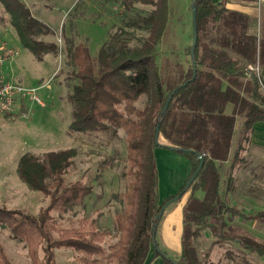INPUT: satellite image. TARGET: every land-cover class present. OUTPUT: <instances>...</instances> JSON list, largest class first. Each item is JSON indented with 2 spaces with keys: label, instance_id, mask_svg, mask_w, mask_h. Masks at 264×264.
<instances>
[{
  "label": "trees",
  "instance_id": "obj_1",
  "mask_svg": "<svg viewBox=\"0 0 264 264\" xmlns=\"http://www.w3.org/2000/svg\"><path fill=\"white\" fill-rule=\"evenodd\" d=\"M227 1L195 3L196 77L192 82L190 48L186 51L187 61L177 54L169 59L170 55L160 49L169 21V0H119L124 14H133V33L120 29L96 57L84 45L68 49L71 75L77 81L68 97L72 106L69 132H125L127 152L121 177L124 191L117 196L120 211L114 216L112 230L101 227V214L95 218L84 216L74 226L56 227L53 213L76 217L74 209L83 206L92 193V187L81 181L65 184L77 150L50 152L42 158L22 155L16 166L18 179L30 191L42 194L48 203L36 216L1 207L0 226L24 244L30 264H56L55 252L60 249L72 252L79 264H147L151 250L155 257H161L162 264H208L209 255L201 261L195 248L202 232L220 248L227 243L240 248V253L231 249L226 253L231 264L237 260L249 264L247 259L252 257L264 260V244L233 225L235 218L243 224L256 221L264 225V213L248 215L224 200L220 173L227 162L233 171L244 150L241 141L233 149L237 119L245 117L241 135L245 143H249L253 125L264 123V7L257 16L250 17L227 9ZM0 5L23 49L37 57L55 50L39 39L51 34L50 29L33 17L22 1L0 0ZM138 6L149 11L138 10ZM138 29L147 37L137 41L134 33ZM185 83L162 115L169 95ZM144 97L146 101L141 100ZM227 107L232 108L230 114H226ZM158 122L165 145L177 149L164 150L183 156L190 168L183 186L165 201H160L158 194L154 154L163 149L154 145ZM196 154L203 155L204 164L178 199L187 195L182 210L181 252L174 262L154 248L153 226L156 237L163 215L159 219L157 216L166 203L183 192L197 168ZM229 192L226 189L227 195ZM109 240L115 242L109 244ZM155 245L158 248L156 241ZM0 264H12L1 243Z\"/></svg>",
  "mask_w": 264,
  "mask_h": 264
},
{
  "label": "rangeland",
  "instance_id": "obj_2",
  "mask_svg": "<svg viewBox=\"0 0 264 264\" xmlns=\"http://www.w3.org/2000/svg\"><path fill=\"white\" fill-rule=\"evenodd\" d=\"M20 1L27 6L35 19L50 29L51 34L39 39L53 46L55 50L43 52L37 57L29 50L23 49L9 23L8 15L0 5V41H5L7 47L13 51L12 58L4 64L3 70L13 83L27 89H35V94L43 104V107L29 104L31 109L27 118H23L19 112L11 115L0 114V208L20 210L29 216L38 215L48 201L42 194L30 191L18 179L16 166L19 159L24 154L42 158L50 152L74 148L77 150V156L67 170L65 184L81 181L92 187V193L85 199L83 206L74 209L77 212L76 217L70 214L58 217L53 213L55 225L70 227L84 216L95 218L101 214L99 220L101 227L112 230L114 216L120 211L117 196L124 191L121 177L127 152L125 132L123 130H109L100 134L69 132L72 106L68 97L77 81L72 78L73 67L67 57V51L80 44L88 48L92 57H96L101 47L120 29L133 33L134 27L130 26L133 14L129 12L124 14L119 0L117 3L103 0ZM192 1L169 0V21L160 47L163 53L170 55L167 56L169 59L175 54L182 61H187L189 58L186 51L191 47L192 41L190 11ZM240 2L260 10L258 1L240 0ZM137 9L145 13L149 11V8L144 6H138ZM134 34L137 41L147 37V33L139 29ZM137 41L131 42V46L136 45ZM141 100L144 101L145 97ZM142 101L138 104L139 107H142ZM241 135L240 133L237 137L235 135L233 149L241 141L244 150L238 156V165L231 171L232 178L236 172L235 176L240 174V178L232 183L227 180L224 182L221 169V195L224 200L232 196L230 200L233 201H229L230 205L249 215L254 213L245 205L252 200L250 197H264V177H258L264 174V153L255 151L250 148L249 143L242 142ZM159 142L162 145L166 144L161 137ZM154 154L157 165L159 162V177L162 180L161 188L158 185V194L160 201H165L183 186L184 182L174 188L181 176L186 173V159L164 149H157ZM254 173L257 177H252ZM230 188H234V191L232 189L228 193L230 196L226 197V189ZM182 200L183 198L169 204L168 210L173 209L174 206L180 207ZM165 218L159 223L155 241L160 252L174 253V248L181 246V243L170 232V226L173 228L175 224L174 218L171 216H167L166 220ZM234 221V226H238L258 242L261 243L259 238L264 241L260 232L261 228H264L263 225L257 224L254 229H247V224L244 225L238 218ZM111 240L109 244L115 242ZM213 242L214 239L203 232L195 242L198 258L201 261L209 255L208 264H231L225 257L228 250L240 253V248L233 243H227L224 248H220ZM0 243L12 264H30L24 244L15 240L9 229L1 226ZM238 255L240 257V254ZM156 258L151 250L147 264H153ZM247 261L249 264H264L263 259L253 257L248 258ZM55 263L79 264L75 255L65 249L55 252ZM237 263L243 262L237 260ZM106 264L118 263L114 261Z\"/></svg>",
  "mask_w": 264,
  "mask_h": 264
},
{
  "label": "crops",
  "instance_id": "obj_3",
  "mask_svg": "<svg viewBox=\"0 0 264 264\" xmlns=\"http://www.w3.org/2000/svg\"><path fill=\"white\" fill-rule=\"evenodd\" d=\"M241 1H243V0H241ZM254 1L255 2L258 1V3L260 2L259 6L260 7H262V6L264 7V2L261 3L260 0H254ZM226 7H227V9H229L231 11H236V12L245 14V15L250 16V17L257 16V14L259 12L258 10H255L254 8H250L249 6H246V5L242 4L240 2V0H228L227 3H226ZM6 36L8 37V34ZM9 36H10V34H9ZM0 42H3V43H5L7 45V43L5 41H0ZM29 109H31V106H29V104L26 103V102H22V103H20L17 106L15 112H19V113H23L24 112L25 113V112H29ZM231 112H232V108L231 107H227L226 114H230ZM244 130H245V117L238 118L237 119V123H236V127H235V135H236V137L239 135V133L242 134L244 132ZM234 138H235V136H234ZM249 138H250L249 139L250 148L255 150V151H259V152L264 153V123L258 122L256 124H254L253 127H252V132L250 133ZM183 159H185V158H183ZM185 161H186L185 162L186 173H185L184 176H181V179L179 180V182L177 184H175L174 188H177L179 185H181L182 182H185V180L187 179V177L189 175V170H190L189 162H188L187 159ZM157 168H158V177H159V174H160L159 162H158ZM221 168H222V171H223V174H224V176H223L224 182H226V180L228 182L231 180V183H232V182H235L236 179L240 178L239 177L240 174L238 176H235V175H237V172L234 175H232L235 180L231 177L232 172L230 171L229 162L222 164ZM167 170L169 171V169H167ZM252 177H253V175H252ZM161 184H162V180H161V177H159V187L160 188H161ZM182 185H183V183H182ZM160 188H159V192H160ZM232 189L234 191V188H230L229 189L230 192H231ZM228 196H230V195H228ZM250 198H252V200L250 202H246L245 203L247 208H249L252 211L257 212V213H264V197H253V196H251ZM186 199H187V195H185L183 197L182 204H181L180 207L179 206H177V207L174 206L175 208L173 207V209L171 208V210H168V207H166L165 211L162 214L163 216L161 218V219H164L166 215L167 216H171V217L174 218L175 224H174L173 228H172V226H170V228H171L170 232L172 233L171 235H173V237L175 239H177L178 242H180V243H181V235H182V210H183L182 207L184 206ZM226 199L228 201H233V200H230V199H232V196H231L230 199L229 198H226ZM167 216H166V218H167ZM166 218H165V220H166ZM257 224H259V223H257L256 221L248 222L246 227H247V229L248 228L249 229H251V228L254 229L255 225H257ZM262 227H264V225ZM263 230H264V228L263 229L261 228L260 232L263 234V237H264ZM258 240H260L261 243L264 244L263 239L259 238ZM174 250H175L174 253H169V252H163V253L170 260H172L174 262H177L178 259H179V256H180L181 246L175 247ZM240 252H241V250H240ZM254 258H256V257H254ZM154 263L155 264H162L161 257H157L156 260L153 262V264Z\"/></svg>",
  "mask_w": 264,
  "mask_h": 264
},
{
  "label": "built area",
  "instance_id": "obj_4",
  "mask_svg": "<svg viewBox=\"0 0 264 264\" xmlns=\"http://www.w3.org/2000/svg\"><path fill=\"white\" fill-rule=\"evenodd\" d=\"M261 3L264 0H260ZM13 56V51L3 42H0V114H14L17 106L26 102L37 104L43 107L42 102L35 94V89H27L13 83L3 70V66ZM23 118H27L28 112L21 113Z\"/></svg>",
  "mask_w": 264,
  "mask_h": 264
},
{
  "label": "water",
  "instance_id": "obj_5",
  "mask_svg": "<svg viewBox=\"0 0 264 264\" xmlns=\"http://www.w3.org/2000/svg\"><path fill=\"white\" fill-rule=\"evenodd\" d=\"M197 0H193L192 3H191V12H192V41H191V47H190V56H191V60H192V68H193V75H192V78L190 80V82H192L195 77H196V63H195V60H194V52H195V47H196V42H197V26H196V7H195V3H196ZM185 85H187V83L179 86L174 92H172L169 97L167 98L166 102H165V105L163 107V110H162V115H164L168 105H169V102L172 98V96L175 94V92L177 90H179L180 88L184 87ZM159 138H160V122L157 123L156 125V129H155V136H154V145L155 147L157 148H163V149H167V150H177V149H174L172 147H169V146H166V145H162L160 142H159ZM182 153L183 152H186L185 150H182L181 151ZM196 157L198 159V165H197V168L196 170L194 171V173L191 175V177L189 178V180L187 181L185 187H184V190L183 192L173 198L172 200H170L168 203H166L162 209H161V212L160 214L157 216V218L159 219L161 217V215L163 214V212L165 211L166 207L173 203L174 201L178 200L182 194L184 192H186L189 187L191 186V184L194 182V180L196 179L197 175L199 174V172L201 171L202 167H203V164H204V158H203V155L201 154H196ZM155 226H153V232H152V244L154 246V248L156 250H159L156 245H155Z\"/></svg>",
  "mask_w": 264,
  "mask_h": 264
}]
</instances>
